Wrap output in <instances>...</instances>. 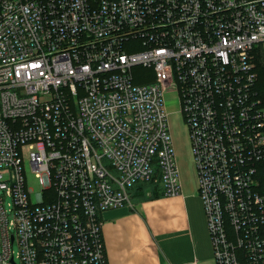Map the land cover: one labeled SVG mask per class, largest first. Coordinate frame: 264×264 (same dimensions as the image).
Listing matches in <instances>:
<instances>
[{
    "label": "built area",
    "instance_id": "1",
    "mask_svg": "<svg viewBox=\"0 0 264 264\" xmlns=\"http://www.w3.org/2000/svg\"><path fill=\"white\" fill-rule=\"evenodd\" d=\"M260 53L264 0H0V264H108L104 212L181 194L168 94L216 264H264Z\"/></svg>",
    "mask_w": 264,
    "mask_h": 264
},
{
    "label": "crops",
    "instance_id": "2",
    "mask_svg": "<svg viewBox=\"0 0 264 264\" xmlns=\"http://www.w3.org/2000/svg\"><path fill=\"white\" fill-rule=\"evenodd\" d=\"M172 107L167 104L168 111ZM180 182L177 197H165L162 190L155 198L151 191L133 197L136 187L133 208L102 214L108 264H216L198 185L194 188L181 171Z\"/></svg>",
    "mask_w": 264,
    "mask_h": 264
},
{
    "label": "rangeland",
    "instance_id": "3",
    "mask_svg": "<svg viewBox=\"0 0 264 264\" xmlns=\"http://www.w3.org/2000/svg\"><path fill=\"white\" fill-rule=\"evenodd\" d=\"M151 73L152 71L144 69V68H139L134 71L137 81H141L142 78H145L148 75H151ZM170 103L173 104V107H172V110L169 111V123H170L172 137L174 140L176 156L178 159V166H179L180 171L183 174H186L188 176L190 184L192 185L195 184L193 185L194 188H196L198 185V187L196 188L197 194H198L199 174H198L195 154H194V150L192 146V140L190 137V130L185 121L183 114L178 109L177 100L174 97H171L170 102L168 101L167 104H170ZM23 158H24V163H25L27 184L30 188H33L35 192H39L41 189V185L39 184L38 180L35 178V175L31 171V168L29 165V155L24 154ZM207 228H208V223H207ZM211 244H212V240H211ZM212 249H213V245H212Z\"/></svg>",
    "mask_w": 264,
    "mask_h": 264
},
{
    "label": "trees",
    "instance_id": "4",
    "mask_svg": "<svg viewBox=\"0 0 264 264\" xmlns=\"http://www.w3.org/2000/svg\"><path fill=\"white\" fill-rule=\"evenodd\" d=\"M256 71L258 73V82H257V92L259 97L262 99L264 104V55L259 54L256 58ZM137 83H144L142 81H137ZM157 174L159 176V172L157 171ZM259 180H260V186L259 191L264 196V167L259 172ZM137 190L133 197H145L146 193L148 191H151V198H155L159 196V193L163 189H161V185L159 183H156L154 180L148 183H139L137 186Z\"/></svg>",
    "mask_w": 264,
    "mask_h": 264
}]
</instances>
